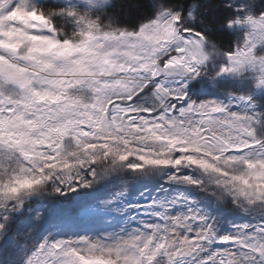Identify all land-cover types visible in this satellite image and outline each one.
<instances>
[{
    "label": "snow or ice",
    "instance_id": "6c2138e0",
    "mask_svg": "<svg viewBox=\"0 0 264 264\" xmlns=\"http://www.w3.org/2000/svg\"><path fill=\"white\" fill-rule=\"evenodd\" d=\"M0 264H264V0H0Z\"/></svg>",
    "mask_w": 264,
    "mask_h": 264
}]
</instances>
